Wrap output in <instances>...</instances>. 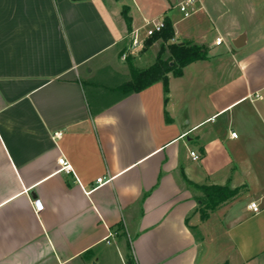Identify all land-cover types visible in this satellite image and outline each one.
<instances>
[{"label": "crops", "instance_id": "1", "mask_svg": "<svg viewBox=\"0 0 264 264\" xmlns=\"http://www.w3.org/2000/svg\"><path fill=\"white\" fill-rule=\"evenodd\" d=\"M151 1L0 0V264H264V0ZM166 17L210 57L124 95ZM188 180L240 191L202 218Z\"/></svg>", "mask_w": 264, "mask_h": 264}, {"label": "trees", "instance_id": "2", "mask_svg": "<svg viewBox=\"0 0 264 264\" xmlns=\"http://www.w3.org/2000/svg\"><path fill=\"white\" fill-rule=\"evenodd\" d=\"M123 14L128 24H130L131 18L128 15L127 6L124 7ZM165 24L166 26L161 31L155 32L145 40L143 50H147L157 40L162 39L164 41L156 60L150 66L141 69L135 65L130 55L126 57L132 77L129 81L119 86L124 95L139 92L158 81H162L165 90L168 91L169 73L180 76L183 74L186 65L196 60L210 57L209 47L204 43L185 41L166 44L165 42L174 37L175 29L167 17L165 18ZM188 184L201 193L199 198L202 218H207L211 211L233 199L240 191L239 188H231L229 185L197 184L191 180H188Z\"/></svg>", "mask_w": 264, "mask_h": 264}, {"label": "built area", "instance_id": "3", "mask_svg": "<svg viewBox=\"0 0 264 264\" xmlns=\"http://www.w3.org/2000/svg\"><path fill=\"white\" fill-rule=\"evenodd\" d=\"M199 1L200 0H182L179 3L180 10L183 12V14L185 16H189L192 12H194L195 7ZM165 26H166L165 19L148 21L147 22V36H150L157 31H161ZM222 42H223V38L220 36L215 39L216 44H221ZM140 44H141V41L138 38V33L135 32L134 37L131 41V46L135 47V46H138ZM127 56H128V53L124 52L123 58L126 59ZM252 95L256 96V97H261V94H259V93L250 94V96H252ZM231 134H232V136H237L236 131H232ZM56 135H60V132H57ZM191 154H192L193 158H195V159L200 158V154L197 153L196 151H192ZM58 162H59L61 168L64 171H66L67 173L72 171V165H71L70 161L65 156L59 157ZM98 180L101 181L102 178H98ZM249 208L255 212L260 210L259 204L255 201H252L249 203Z\"/></svg>", "mask_w": 264, "mask_h": 264}, {"label": "rangeland", "instance_id": "4", "mask_svg": "<svg viewBox=\"0 0 264 264\" xmlns=\"http://www.w3.org/2000/svg\"><path fill=\"white\" fill-rule=\"evenodd\" d=\"M128 1V3L132 6V8L133 9H135L136 7L134 6V4H133V0H127ZM174 1V4L175 3H177V2H179L180 0H173ZM210 1H214V0H209V2ZM169 3V0H167L166 1V3ZM137 3L139 4V6L140 7H142L143 5L145 6V5H148V4H150V6L151 5H153V2L151 1V0H145V1H142V0H137ZM203 3L205 4L206 3V0H203ZM135 7V8H134ZM180 8V7H179ZM137 9V8H136ZM180 10V9H179ZM180 12H182L181 10H180ZM182 14H183V12H182ZM157 19H160V18H157ZM131 40H132V37H130V34H128L127 36H126V38H125V42L127 43V44H129L130 42H131ZM229 45L231 46H233V43H229ZM235 50H239V49H237V48H234ZM220 50H224L225 51V53L224 54H227V55H230V57H232L231 56V52L230 51H228V49L226 48V44H224L223 46H221L220 47ZM150 55V54H149Z\"/></svg>", "mask_w": 264, "mask_h": 264}, {"label": "water", "instance_id": "5", "mask_svg": "<svg viewBox=\"0 0 264 264\" xmlns=\"http://www.w3.org/2000/svg\"><path fill=\"white\" fill-rule=\"evenodd\" d=\"M244 41H245L244 35H241L237 39H235L233 43L236 47H241L244 44Z\"/></svg>", "mask_w": 264, "mask_h": 264}]
</instances>
